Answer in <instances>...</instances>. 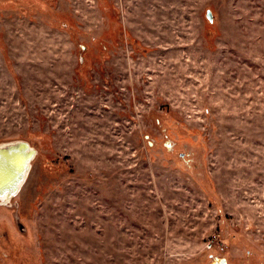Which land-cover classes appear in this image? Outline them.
<instances>
[{"label":"rangeland","instance_id":"obj_1","mask_svg":"<svg viewBox=\"0 0 264 264\" xmlns=\"http://www.w3.org/2000/svg\"><path fill=\"white\" fill-rule=\"evenodd\" d=\"M18 143L0 264H264V0H0Z\"/></svg>","mask_w":264,"mask_h":264},{"label":"water","instance_id":"obj_2","mask_svg":"<svg viewBox=\"0 0 264 264\" xmlns=\"http://www.w3.org/2000/svg\"><path fill=\"white\" fill-rule=\"evenodd\" d=\"M34 154L29 143L0 148V195L18 189Z\"/></svg>","mask_w":264,"mask_h":264},{"label":"bare ground","instance_id":"obj_3","mask_svg":"<svg viewBox=\"0 0 264 264\" xmlns=\"http://www.w3.org/2000/svg\"><path fill=\"white\" fill-rule=\"evenodd\" d=\"M18 190V189H17ZM16 192V190L15 191H13V192H8V194H13V193H15Z\"/></svg>","mask_w":264,"mask_h":264}]
</instances>
